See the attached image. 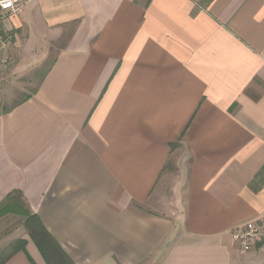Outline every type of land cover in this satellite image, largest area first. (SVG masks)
I'll list each match as a JSON object with an SVG mask.
<instances>
[{
    "label": "crops",
    "instance_id": "crops-1",
    "mask_svg": "<svg viewBox=\"0 0 264 264\" xmlns=\"http://www.w3.org/2000/svg\"><path fill=\"white\" fill-rule=\"evenodd\" d=\"M20 2L6 70L40 76L0 112V203L74 264H264L230 235L264 218V0Z\"/></svg>",
    "mask_w": 264,
    "mask_h": 264
},
{
    "label": "rangeland",
    "instance_id": "rangeland-1",
    "mask_svg": "<svg viewBox=\"0 0 264 264\" xmlns=\"http://www.w3.org/2000/svg\"><path fill=\"white\" fill-rule=\"evenodd\" d=\"M11 70L9 65L0 74V112L24 100L32 92V85H35L40 76V73L13 74ZM23 222V217L13 213L0 217V262L11 253V247L24 234Z\"/></svg>",
    "mask_w": 264,
    "mask_h": 264
},
{
    "label": "trees",
    "instance_id": "trees-1",
    "mask_svg": "<svg viewBox=\"0 0 264 264\" xmlns=\"http://www.w3.org/2000/svg\"><path fill=\"white\" fill-rule=\"evenodd\" d=\"M8 213L17 214L24 218L23 226L25 232L40 253L45 264H74L47 232L39 217L30 213L26 208L20 192L8 194L0 203V217ZM25 246L26 241L19 240L11 247V254L22 251L26 254L31 264H33L26 253Z\"/></svg>",
    "mask_w": 264,
    "mask_h": 264
},
{
    "label": "built area",
    "instance_id": "built-area-1",
    "mask_svg": "<svg viewBox=\"0 0 264 264\" xmlns=\"http://www.w3.org/2000/svg\"><path fill=\"white\" fill-rule=\"evenodd\" d=\"M22 8L20 0H0V74L6 70L7 55L13 44V36L4 29V23L19 14ZM230 235L233 241L241 245L243 251H250L254 243H264V218L237 226Z\"/></svg>",
    "mask_w": 264,
    "mask_h": 264
}]
</instances>
